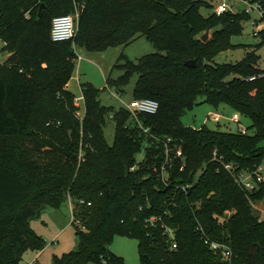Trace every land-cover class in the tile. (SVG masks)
<instances>
[{"label": "trees", "instance_id": "16d2710c", "mask_svg": "<svg viewBox=\"0 0 264 264\" xmlns=\"http://www.w3.org/2000/svg\"><path fill=\"white\" fill-rule=\"evenodd\" d=\"M253 1L264 9V0ZM76 4L77 35L53 40V19L73 13ZM203 6L212 5L0 0V37L10 53L0 63V264H21L27 251L45 249L31 220L43 207L70 200L78 247L55 256L52 264H127L111 249L118 233L138 239L141 264H221L204 236L229 244L233 264H264V219L255 208L264 201V180L254 190L236 180L264 163V69L256 52L239 62L213 63L239 45L233 36L249 15L214 11L206 17ZM207 31L211 36L203 41ZM260 35L258 46L264 44V29ZM140 36L157 50L120 65L124 74L108 83L122 89L137 76L132 100L155 99L158 112L141 113L137 121L126 107L103 104L100 90L87 82L86 114L78 118L76 94L68 88L77 46L105 50ZM190 59L195 67L185 64ZM200 98L216 110L228 106L249 117L247 133L185 125L183 115ZM109 118L116 123L112 144L104 131ZM167 137L183 157L174 158L164 180L165 147L157 138ZM143 146L146 156L137 162ZM152 216L160 219L157 226L148 225ZM166 226L176 230V249Z\"/></svg>", "mask_w": 264, "mask_h": 264}, {"label": "rangeland", "instance_id": "374dc122", "mask_svg": "<svg viewBox=\"0 0 264 264\" xmlns=\"http://www.w3.org/2000/svg\"><path fill=\"white\" fill-rule=\"evenodd\" d=\"M223 0H208L212 6H203L202 13L204 16H209L216 7ZM232 12L242 13L248 11V18L244 20L242 25V32L233 36V43L239 44L237 47L231 48L218 54L213 63L239 62L242 61L249 52H256L261 58L259 65L264 69V44L258 46L260 38L255 35L264 29V18L261 11L254 4V8L249 9V4L245 0H228ZM258 22V24L256 23ZM211 33L209 32V37ZM257 45V47H256ZM4 44L0 41V62L3 63L8 59L10 53L3 49ZM77 62L75 71L70 80V89L77 97L82 96V84L92 83L100 90V98L103 104L107 106H114L120 108L123 106V101L130 102L133 97V89L137 81V76H134L130 84L124 86L122 89H117L115 86H110V80L119 78L124 74L122 68L123 63L128 61H138L144 55L153 53L157 50L155 45L145 36L138 37L128 46H113L105 50L93 51L86 47L78 45L77 48ZM79 56L82 57L79 60ZM108 84V86H107ZM82 109H84V101H80ZM210 111L220 112L226 117L220 121L209 116ZM236 112L224 106L223 109L216 110L209 103L202 102L197 104L192 109H188L182 117L183 122L187 126L201 128L207 125L212 129H220L222 131L238 132L240 127H249L252 121L249 117L239 115L241 122L232 120ZM116 123L112 119H108L104 128L105 137L109 143L114 142ZM253 132V129L250 128ZM137 162L144 160L146 156V148L143 146L135 154ZM264 167V163H263ZM264 174V171H263ZM256 210L261 215L264 211V201L255 204ZM32 227L44 237L48 247L50 256L54 259L56 253L62 256L78 247V226L74 222L73 212L69 202L63 203L60 207L45 206L42 210L31 220ZM57 234V236H55ZM138 239L129 234H116L112 243L111 249L118 255L125 258L127 264H141V255L138 248ZM47 247V248H48ZM29 252L24 254L23 260L26 263V257ZM54 254V255H53ZM53 263V260L50 264ZM41 264H47L42 262ZM95 264V263H92Z\"/></svg>", "mask_w": 264, "mask_h": 264}, {"label": "built area", "instance_id": "2783aa9c", "mask_svg": "<svg viewBox=\"0 0 264 264\" xmlns=\"http://www.w3.org/2000/svg\"><path fill=\"white\" fill-rule=\"evenodd\" d=\"M249 4V9L254 8V4L256 7L261 11L262 17L264 16V9L262 8L261 4L258 2H254L253 0H245ZM80 11H81V6L80 5H75V11L73 13L69 14H63V15H58L53 19L52 22V38L55 41H67V40H72L75 38L78 32V23H79V17H80ZM227 11H232L231 6L229 5L228 0H223L217 7H216V13L218 15H221ZM258 24V22H256ZM255 35L259 36L258 32H255ZM0 41L3 42V44H6V41L3 40L0 37ZM77 52V50H76ZM78 56V55H77ZM79 60L82 59L81 56L78 57ZM77 61V59H76ZM1 63V62H0ZM257 77L256 76H251L249 77V80H255ZM108 86V84H107ZM84 101V109H82V106L80 105V101ZM75 105H76V110H75V115L80 118L81 120L84 119L85 114H86V101H85V96L82 92V96L75 98ZM123 106L129 109L133 115V117L138 121L139 114L141 113H150V114H155L158 112L160 103L159 101L151 98H140V99H135L131 100L130 102H125L123 101ZM239 113H236L233 115L232 120L235 122H240V117ZM209 116L212 118H215L217 120H221L222 118H225L226 116L220 112H213L210 111ZM140 123V122H139ZM140 126L142 124L140 123ZM145 131L148 132L149 129L145 128ZM240 132L242 133H247V128L246 127H240ZM160 142H162L163 147H165V154H166V160L163 163L162 166V175L164 177V180H168V168L172 164L174 158H182L183 157V150L181 147L175 148L173 146V140L171 137H167L164 139L157 138ZM226 168L228 170H232L233 166L231 164H226ZM132 170L135 169V167L131 168ZM264 167L263 165L259 166L258 169L254 172H240L236 175V180L238 184L246 189V190H254L257 186L258 181L264 180ZM81 203H84V200L80 201ZM72 212L74 210V203L72 200L69 201ZM91 202H89V205ZM260 219H264V211L260 215ZM159 218L156 216L150 217L147 222L149 226H157L159 222ZM166 233L170 237V243H171V248L176 249L178 247V241L176 238V230L166 226ZM203 240L205 244L210 248L212 253L218 258V260L221 261V264H233L234 261V253L232 247L221 241L213 240L208 236H204Z\"/></svg>", "mask_w": 264, "mask_h": 264}, {"label": "crops", "instance_id": "0c3cea01", "mask_svg": "<svg viewBox=\"0 0 264 264\" xmlns=\"http://www.w3.org/2000/svg\"><path fill=\"white\" fill-rule=\"evenodd\" d=\"M68 88L70 89V84H68ZM71 90V89H70ZM72 91V90H71ZM58 233H56L55 236H57ZM48 245L45 247V249L36 252H29V254L26 257V263H24V260H22L21 264H41L42 262H47V264H50L53 258L50 256L49 251L51 250V247H48ZM55 254V255H54ZM54 256H58L56 253H54Z\"/></svg>", "mask_w": 264, "mask_h": 264}, {"label": "water", "instance_id": "95a60500", "mask_svg": "<svg viewBox=\"0 0 264 264\" xmlns=\"http://www.w3.org/2000/svg\"><path fill=\"white\" fill-rule=\"evenodd\" d=\"M44 7H45V5L43 4V5L41 6L40 10H39V16L42 15ZM208 38H209V31L205 32V34L202 36V40H203V41H206V40H208ZM185 64H186L187 66H189V67H195V66H196V60H195V59L187 60V61L185 62ZM127 172H128V170H127Z\"/></svg>", "mask_w": 264, "mask_h": 264}]
</instances>
